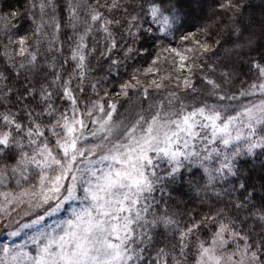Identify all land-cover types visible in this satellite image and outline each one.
<instances>
[{
  "label": "snow or ice",
  "instance_id": "6c2138e0",
  "mask_svg": "<svg viewBox=\"0 0 264 264\" xmlns=\"http://www.w3.org/2000/svg\"><path fill=\"white\" fill-rule=\"evenodd\" d=\"M186 3L28 0L23 11L0 15V33L7 39L3 55L16 76L21 70L30 74L37 70L44 41L46 51L57 54L45 62L51 72H45L42 78L48 83L38 90L26 85L23 94L17 93L16 111L8 107L14 89L8 87L7 92L0 93L6 108L0 112V161H4L0 163V185L8 180H14L17 186L28 185L15 195L0 192L4 197L0 211L14 201L24 203V197L35 208L55 201L49 212L59 209L64 201H81V207L72 209L70 219L38 230L19 245L0 249V264H264V64L251 61L258 75L238 95H228L215 79L204 75L210 86L208 96L217 98L214 103L195 98L185 102L175 91L168 93L167 106L164 100L152 101L150 97L149 89L164 88V80H171L173 75L179 88L181 79L176 73L186 68L188 75L182 86L197 91L191 74L201 67L196 61L211 51L212 45L196 36L206 35L207 26L181 34L179 47L165 43L176 40V33L184 27L189 15ZM220 7L244 16L239 0H228ZM65 28L71 32L67 56L64 42L59 40ZM230 28L235 41L225 51L242 57L257 40V29L259 38L264 39V9L259 21L250 15L237 25L233 19ZM101 34L104 51L100 56L111 61L109 72L121 64L113 59L115 52H123L127 60L134 54L149 53L148 48L135 46L142 40L159 47L143 69L145 77L155 73L159 82L152 79L144 84L140 69H136L119 85V96L131 99L130 90L139 93L136 99L140 106L131 120L114 119L119 101L105 100L109 93L98 87L107 77L90 83L96 99L82 101L78 95L84 92L91 71L90 57L98 51L97 37ZM124 37L127 41L122 45ZM165 60L176 69L161 75L159 65ZM70 63L75 67L65 77V66ZM207 68L216 71L212 64ZM233 74L234 69L228 65L220 72L224 82ZM7 79L0 72V83ZM54 88L59 90L55 98ZM37 94L39 101L33 106L29 100L35 102ZM54 99L61 100L62 106H54ZM240 99L246 102L225 103ZM145 100L149 101L147 107H143ZM89 137L95 142L89 144ZM241 157L259 160L258 172L256 165L244 169L239 163ZM164 161L167 168L161 174L157 169ZM193 167L202 170L200 179L205 183L197 182L193 187L189 179V187L197 195H207L212 189L218 201L227 197L228 210L217 209L198 221L192 217L194 222L182 227L169 201L176 191L174 186L183 180L181 169L191 171ZM68 177L71 183H65ZM230 179L237 183L229 184ZM225 184L228 187H222ZM157 191L161 193L159 200L154 195ZM241 212L247 215L242 217ZM41 219L38 216L32 223ZM249 220L259 222V232L253 226L246 227ZM161 228L163 234L158 231ZM169 231L175 242H167ZM203 232L208 235L204 237ZM162 235L163 246H156L150 253Z\"/></svg>",
  "mask_w": 264,
  "mask_h": 264
},
{
  "label": "trees",
  "instance_id": "16d2710c",
  "mask_svg": "<svg viewBox=\"0 0 264 264\" xmlns=\"http://www.w3.org/2000/svg\"><path fill=\"white\" fill-rule=\"evenodd\" d=\"M101 3H103V0H100ZM228 0H187L186 8L188 10V18L185 21L184 27H182L177 33H176V40H167L165 41L166 44H171L172 47H179V36L181 34H184L188 31L196 32L198 28L203 29L207 26V34H197L196 39L201 40V42H204L207 40L209 45H212L211 51H209L207 54L201 56L198 61H196L198 64L201 65L199 68H195L192 71L191 74V80L193 86L197 89L196 92H192L191 89H184L182 86V81L185 76L188 75V69L181 70L180 72H177L176 75L180 76L181 79V86L177 88V82L175 79V75H173L171 80H164L165 87L160 90L155 89H149L150 97L152 101L157 100H164L165 106H167V96L169 92L175 91L177 92V95L180 97V99L185 100V102H191L193 98L197 100L201 99H208L209 103L216 102L215 96H208V90L209 87L206 83V81L203 79L204 75H208L209 78L215 79L217 83L221 85L223 89H225L228 93V95L232 94H239V91L242 88H246L248 84H250L253 80L256 79L258 73L257 70L252 67V60H257L260 63L264 64V59H261V54L264 53V39L259 38V32L257 29V40L255 41L252 49L245 50L242 57H237L235 54H229L225 51V49L231 48L232 43L235 41V36L233 34V31L230 28V25L232 24L233 19H235L237 25H240L242 20H246L250 15L256 20L259 21L261 17V10L264 9V0H239V2L244 5L242 8V11L244 13V16L241 17L239 15H236L234 11L227 9V8H221V4H226ZM235 2V0H234ZM28 3V0H0V15L5 14L9 11H23L26 4ZM62 3V0H61ZM61 14L64 15L63 11H61ZM24 27L27 28L28 24L25 23ZM49 31H51L49 29ZM117 32L119 33V30L117 29ZM22 34V31H21ZM71 35V32L68 29H62L61 34L59 36V40L64 42L65 46V52L64 55H68L67 46H68V40L67 37ZM97 41L99 42V48L98 51L90 57V63L88 65L89 69L91 71L88 73L87 78L84 82V92L82 94L78 93L79 96H81L82 101L83 98H91L96 99L94 93H92L90 83L94 82L97 79H100L101 77H107L108 79L104 82H102L100 85H98L99 88L103 90H107L109 93L108 96L104 97L105 100L111 99L113 101H119L117 103V109L120 111H123L125 109H128L131 107L130 103H138L136 97L139 96L138 92H132L130 90L129 96L131 97V100L126 102V98L123 96H119V85L123 83L124 81H127L131 74L136 69H140V76L139 78L142 80L144 84H147L152 79H156L157 82H159V77L156 76L155 73L149 74L147 77L143 74V69L148 67V65L151 63L152 59L155 57L156 53L159 51V47L155 45L154 42H149L146 40H142L141 42L137 43L136 47H146L149 49V53L147 55H140L136 56L135 54L125 60L123 52L117 51L113 55V59H119L121 61L120 66L118 69L113 70L111 72L108 71L109 64L111 61L107 57H101L100 52L104 51V42L101 36L97 37ZM127 41V37H124L120 40V43L122 45L125 44ZM216 41H220L219 44H216ZM7 43V39L3 37L2 33H0V72H3L4 75L8 78L7 80H4L2 83H0V93L7 92V88L11 87L14 89L13 93L9 94V100L10 103L8 104V107H11L13 111H16V101H17V93L23 94L25 86L28 85L30 87H35L37 90L39 89L41 84L48 83L47 80H44L42 77L45 72L50 73L51 70L46 67V61H51V58L53 55H57L55 52L49 53L46 51L47 48V42L44 41L42 43V46L40 48V54L38 55L37 60V70L33 73H29L26 70H21L20 75L16 76L15 72L12 71L10 66L8 65L6 58L3 55L4 49L3 44ZM90 46L92 41H89ZM190 46V45H189ZM56 47H59V44L56 45ZM16 60L19 61L20 57H16ZM62 58H59V63H62ZM59 63L57 66H59ZM212 64L214 68H216L215 72H211L207 65ZM224 65H228L230 68L234 69V74L230 78L228 82H224L223 78L220 75V72L224 70ZM75 67L74 64L70 63L65 66L64 76L67 77L68 74L72 71V69ZM159 67L161 68V75H167L170 71H175L176 65L171 64L169 61L165 60L163 61ZM40 69H43V71H40ZM28 77V79H26ZM51 79V76L49 75V80ZM28 80H31L32 83L29 85ZM76 81L73 82V86H75ZM7 85V87H5ZM54 93V98L56 93L59 91L58 89H51ZM100 91V96H104V91ZM248 97L247 99H249ZM39 101V95L36 96V101L33 102L31 99L29 100L30 104H33L35 106L36 103ZM242 101H245L244 99H240L238 101H225V103H232V104H239ZM246 102V101H245ZM62 101L59 99H54V106L61 107ZM149 101L145 100L143 101V107H147ZM83 106V103L81 104ZM6 108L4 106V101L2 95H0V112L5 111ZM37 111H40L41 108L37 107ZM119 115H122L120 113ZM118 115V116H119ZM88 143H93L92 141L88 140ZM0 163H4V161H0ZM240 165L244 169L252 168L254 165L257 166L256 170L258 172V164L259 160L253 161L251 158L248 157H241L239 161ZM167 168L166 161L161 162L159 165V168L157 169L161 174H163V171ZM181 172L183 173V180L179 181L174 187L176 188V191L172 192L173 199L169 201V204L172 206V211H175L177 213V219L180 220L181 226L188 225L192 222H194L191 218L194 217L195 220H200L201 217H203L205 214H212L215 210L224 208L226 211L228 209L225 208V204L228 200L227 197L220 198L218 201V198L213 194L214 190L210 189L205 195L203 192H201L200 195H197L192 188L189 187V184L186 182L189 179L193 180V187L198 182L200 184L205 183V181L201 180L200 177L202 175V170L198 169L196 167H193L191 171L188 169H181ZM253 175L255 176L256 173L254 172ZM237 181L230 179L229 184H235ZM28 187L27 184H21L20 186H17L14 180H8L6 184L0 185V192H11L13 195L20 192L21 188ZM221 187V186H218ZM222 187H228L227 184L222 185ZM83 194V193H81ZM179 194V196H178ZM156 198L159 200L161 193L157 191L154 193ZM259 195V194H258ZM178 197V198H177ZM3 196H0V203H4V200L2 199ZM168 197L165 195V200H167ZM2 201V202H1ZM55 205V201H53L50 205H45L47 209L45 211H41V214L44 215L49 208L52 207V205ZM81 207V201L77 200H69L64 201L62 206L57 209L56 211L49 213L42 217L44 221L46 222H53L55 217L60 218V220H64L65 218H71L72 215V209ZM164 205L161 204V209H163ZM232 215H235V213H231ZM2 212L0 211V223L2 222L3 216ZM240 215L246 216L247 213L241 212ZM31 221V225L26 228V231L24 232L25 238L23 239L27 241L30 237H32L38 230H45L50 229L52 225L48 224L46 226H43V223L39 220L35 226ZM248 226L255 227L256 232H259V222L258 221H248ZM35 227V228H34ZM160 233H164V229L161 228L158 230ZM202 235L206 237L208 235L207 232H203ZM176 236L178 237V233H176ZM164 239V236H158L157 237V243L154 244L153 248L149 249V252L152 253L154 251V248L156 246H163V243L161 241ZM22 242V239L10 241L5 240L2 245L11 247L12 243L20 244ZM167 242H175L173 237L169 233L167 234ZM0 244V248H1Z\"/></svg>",
  "mask_w": 264,
  "mask_h": 264
},
{
  "label": "rangeland",
  "instance_id": "374dc122",
  "mask_svg": "<svg viewBox=\"0 0 264 264\" xmlns=\"http://www.w3.org/2000/svg\"><path fill=\"white\" fill-rule=\"evenodd\" d=\"M252 99L253 98L250 97L248 100H252ZM129 100L131 99L126 98V102ZM241 103H245V101H242ZM130 105L131 107L123 111H120V108L119 110L117 109V112L114 114V119L117 121L121 119L131 120L134 117L135 112L138 110L140 105L139 103H135V104L130 103ZM120 113H122V115H119ZM88 140L92 141L93 143L95 142L91 137H89ZM65 183H71V177H68ZM81 193H83L82 190L79 191V195L82 196L83 194ZM2 199L4 200V197ZM23 199H24V203L17 204L14 201L12 204H6L4 211H1L3 214L2 215L3 219H2V222L0 223V244L2 246L0 249H3V247L5 246V245H2V243H4L6 239L10 241L22 239L21 243L25 242V240H23V239H26L24 232L26 231V228H28L31 225V221L36 220L38 216L44 217L45 215L54 212V211L49 212L47 210V212H45L44 215H42L41 211H45L47 209L45 205L39 208L31 207L29 206V203H28L29 198L24 197ZM73 200L76 201V199H73ZM52 202L53 201L49 202V204L47 205H50ZM0 204H3V202ZM54 206L55 205L53 204L52 207ZM65 220L67 219L65 218L64 220H60V218L55 217L53 220H51L53 222H50V221L46 222L44 221V219H41L40 221L43 223V226H46L48 224L54 226L55 224H58ZM25 225H27V227H25ZM33 226H35V224ZM12 232H17V235L15 236L11 235ZM15 245H19V244L12 243L11 246H15ZM28 246L30 248L32 247V245L30 244Z\"/></svg>",
  "mask_w": 264,
  "mask_h": 264
}]
</instances>
